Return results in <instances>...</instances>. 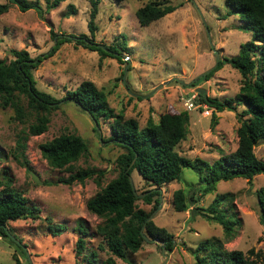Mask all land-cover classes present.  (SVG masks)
I'll return each instance as SVG.
<instances>
[{"label": "rangeland", "instance_id": "374dc122", "mask_svg": "<svg viewBox=\"0 0 264 264\" xmlns=\"http://www.w3.org/2000/svg\"><path fill=\"white\" fill-rule=\"evenodd\" d=\"M7 0H0L4 3ZM35 1V0H32ZM45 8L46 0H37ZM52 1V0H50ZM151 0H101L95 17V42L111 45L126 38L127 50L121 51V60L102 56L98 51L64 42L52 54L53 33L89 35L90 0H63L55 8L44 10L40 16L35 10L21 11L16 5L0 15V58L8 57L10 49H26L31 57L46 54L33 71L38 89L61 99L67 90L76 88L82 81H91L107 94L109 106L116 113L138 121L140 128L151 116L154 121L164 112L185 110L190 114L186 139L177 146L178 152L191 159L201 158L209 163L237 147L236 129L240 125L237 113L245 109L216 111L199 103L197 87L205 95L220 100L234 97L241 85V75L228 63L214 70L208 79L204 76L216 66L214 51L219 59L234 56L240 45L251 40L249 31L239 29L238 15H226L225 0H167L176 9L171 13L141 26L135 10ZM69 6L75 9L69 12ZM124 56L129 59L125 60ZM127 66L125 78L123 72ZM210 70L205 75L204 72ZM201 75V76H200ZM194 98V100H193ZM193 100L188 109L185 103ZM24 105L26 101L23 100ZM215 120V123L213 121ZM36 122V113L30 112L23 121L14 118L12 107L0 106V148L8 155L0 160V169L6 168L13 177V187L21 190L31 204L40 208L39 218L11 221L12 234L21 240V247L0 235V264H87L75 253L78 220L89 228L87 250L96 251L94 264H105L112 257L116 264H196L193 250L200 241L213 237L223 238L222 227L193 215L192 208L206 207L222 193L234 197L241 226L236 235L225 241L224 247L247 251L250 248L264 254V225L259 223L256 190L264 186V174L248 181L242 177L220 180L212 191L204 193L199 174L183 168L178 179L160 187L158 204H147L138 196L136 206L153 212L152 220L173 234L171 250H162L161 244L144 239L141 248L128 253L125 259L112 255L102 238L93 236L94 228L102 218L88 211L86 201L100 187L118 174L116 158L124 149L108 137L109 121L96 124L91 116L71 101H62L49 114L47 130L39 135H29L24 153L31 170L22 166L10 154L18 139L27 134L28 126ZM62 133H73L85 139L88 151L72 165V170L98 169L103 171L100 186L96 175L83 183L71 185L57 183L59 177L70 173L56 169L43 158L40 144ZM255 153L264 161V142L255 147ZM32 171L41 181L36 183ZM137 194L148 189L139 173H131ZM1 189V185H0ZM186 193L188 210L179 212L173 207V192ZM66 226L60 234L47 230V219ZM264 264V263H263Z\"/></svg>", "mask_w": 264, "mask_h": 264}, {"label": "trees", "instance_id": "16d2710c", "mask_svg": "<svg viewBox=\"0 0 264 264\" xmlns=\"http://www.w3.org/2000/svg\"><path fill=\"white\" fill-rule=\"evenodd\" d=\"M63 0H46L43 8L37 0H7L0 3V15L11 5H16L21 11L35 10L40 16L44 10L55 8ZM101 0H90L91 11L88 22L89 35L53 33L54 46L52 55L64 42H73L90 50L98 51L102 56H110L121 60V51L127 50L126 37L122 35L120 42L111 45L95 42L94 36L97 26L95 17ZM228 9L226 15H238L239 29L249 31L251 40L241 44L234 56L219 59L214 69L204 76L208 79L214 70L223 63H228L238 70L241 75V85L234 97L222 100L198 93L199 103H206L216 111L235 110L236 105H244L245 109L237 113L241 122L236 129L237 147L234 151L219 156L212 163L201 158L191 159L181 155L177 146L186 139L188 134L190 114L185 110L164 112L157 121L150 116L146 125L140 128L138 121L116 113L109 106L107 94L91 81H82L76 88L67 90L61 98L37 88L33 76L34 69L47 55L40 54L31 57L26 49H10L11 58H0V106L12 107L14 118L23 121L30 112L36 113V122L28 126L27 134H23L17 142L12 157L26 169L31 170L24 149L25 140L29 135H39L47 130L49 114L59 107L62 101H71L86 111L99 124L101 120L109 121L111 131L108 141L124 149L115 160L118 174L105 186L86 201L89 212L102 218L94 228L93 236L102 238L112 255L125 259L128 253L137 252L144 241L143 232L152 239L163 242L166 250L173 247V234L164 227L157 226L152 219H148L151 211H145L136 206V190L132 189L129 176L135 169L141 176L150 193L143 196L147 204H158L159 188L164 184L180 177L182 169L187 167L199 174L200 183L204 184L203 192L212 191L215 183L220 180H231L242 177L248 181L259 174H264V161L255 153V147L264 142V0H225ZM66 15L75 12L72 6ZM176 6L167 0H151L135 10V16L141 26L171 13ZM23 100L26 101L24 105ZM215 123V120L213 121ZM41 154L50 167L66 169L70 173L66 177H59L57 183L71 185L74 182L83 183L85 179L96 175L97 184L103 171L98 169L72 170V165L78 158L88 151L84 138L73 133H62L53 139L40 144ZM8 155L0 148V160ZM13 177L6 168L0 169V235L8 238L21 247L20 241L12 234L11 221L18 219L39 218L40 208L31 204L24 192L13 187ZM259 208L258 220L264 225V186L256 190ZM174 210L183 212L188 210L186 193L182 189L173 192ZM193 215L200 214L206 220L218 223L222 227L223 238L213 237L200 241L193 250L196 264H263L264 254L261 250L250 248L229 250L224 247L225 241L231 240L241 226L234 197L231 193L215 196L206 207L195 206ZM47 219V230L52 235L60 234L66 226L55 223L50 217ZM77 239L75 253L82 256V261L94 264L96 251L87 250L85 236L89 228L79 219L75 228ZM105 264H116L112 257L105 260ZM185 264V263H184Z\"/></svg>", "mask_w": 264, "mask_h": 264}, {"label": "water", "instance_id": "95a60500", "mask_svg": "<svg viewBox=\"0 0 264 264\" xmlns=\"http://www.w3.org/2000/svg\"><path fill=\"white\" fill-rule=\"evenodd\" d=\"M214 53H215V56H216V63L218 62V60H219V55H218V51H214ZM124 59L125 60H128L129 58L127 57V56H124ZM126 71H127V66L125 67V69H124V72H123V78H125V73H126ZM210 70H208V71H206V72H204L203 74H201V75H205L206 73H208ZM200 75V76H201ZM196 91H197V93H199V94H205V90L203 89V88H200V87H197L196 89H195ZM95 122V121H94ZM96 123V122H95ZM31 172V175H32V178H33V180L36 182V183H38V184H41L42 183V181L32 172V171H30ZM129 182H130V184H131V186H132V189L134 190V192H135V189H134V185H133V181H132V178H131V176H129ZM159 191H161V189L159 188ZM151 192V190H149V191H146V192H143V193H141V194H137V193H135L136 194V197H138V196H141V197H143V196H145L146 194H148V193H150ZM153 212L149 215V217H148V219L147 220H149V219H152L153 218ZM141 234H142V236H143V238L145 239V240H147V241H154V242H156L157 244H161V246H162V250L164 251V249H165V247H164V245H163V242H161V241H159L158 239H152V238H150V237H148L144 232H143V230L141 229Z\"/></svg>", "mask_w": 264, "mask_h": 264}, {"label": "built area", "instance_id": "2783aa9c", "mask_svg": "<svg viewBox=\"0 0 264 264\" xmlns=\"http://www.w3.org/2000/svg\"><path fill=\"white\" fill-rule=\"evenodd\" d=\"M193 100H194V98H193ZM193 100L191 101V100H189L190 101V103H185V106L188 108V109H191V108H193L194 106H195V104H194V102H193ZM207 106L208 105H203V107H205L206 108V113H210V110L207 108Z\"/></svg>", "mask_w": 264, "mask_h": 264}]
</instances>
